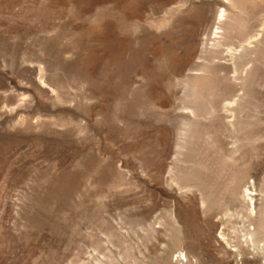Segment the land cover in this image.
<instances>
[{"label": "rangeland", "instance_id": "1", "mask_svg": "<svg viewBox=\"0 0 264 264\" xmlns=\"http://www.w3.org/2000/svg\"><path fill=\"white\" fill-rule=\"evenodd\" d=\"M0 264H264V0H0Z\"/></svg>", "mask_w": 264, "mask_h": 264}, {"label": "bare ground", "instance_id": "2", "mask_svg": "<svg viewBox=\"0 0 264 264\" xmlns=\"http://www.w3.org/2000/svg\"><path fill=\"white\" fill-rule=\"evenodd\" d=\"M177 259L181 260L180 258L177 257Z\"/></svg>", "mask_w": 264, "mask_h": 264}]
</instances>
